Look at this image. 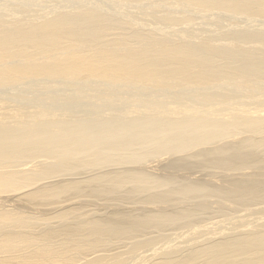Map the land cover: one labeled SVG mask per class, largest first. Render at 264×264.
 <instances>
[{
  "label": "bare ground",
  "instance_id": "bare-ground-1",
  "mask_svg": "<svg viewBox=\"0 0 264 264\" xmlns=\"http://www.w3.org/2000/svg\"><path fill=\"white\" fill-rule=\"evenodd\" d=\"M0 264H264V0H0Z\"/></svg>",
  "mask_w": 264,
  "mask_h": 264
},
{
  "label": "rangeland",
  "instance_id": "rangeland-1",
  "mask_svg": "<svg viewBox=\"0 0 264 264\" xmlns=\"http://www.w3.org/2000/svg\"><path fill=\"white\" fill-rule=\"evenodd\" d=\"M103 1V0H102ZM256 20V19H255ZM257 21V20H256ZM223 22H221V21H219V20H217L216 22H215V24H222ZM211 221V220H210Z\"/></svg>",
  "mask_w": 264,
  "mask_h": 264
}]
</instances>
